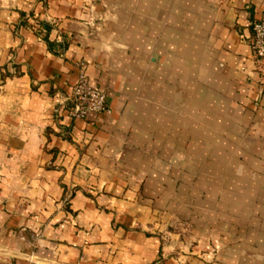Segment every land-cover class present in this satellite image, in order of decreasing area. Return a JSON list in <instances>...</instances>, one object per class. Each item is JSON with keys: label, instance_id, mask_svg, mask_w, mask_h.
<instances>
[{"label": "crops", "instance_id": "1", "mask_svg": "<svg viewBox=\"0 0 264 264\" xmlns=\"http://www.w3.org/2000/svg\"><path fill=\"white\" fill-rule=\"evenodd\" d=\"M264 0H0V264H264ZM84 63L110 111L71 115Z\"/></svg>", "mask_w": 264, "mask_h": 264}, {"label": "built area", "instance_id": "2", "mask_svg": "<svg viewBox=\"0 0 264 264\" xmlns=\"http://www.w3.org/2000/svg\"><path fill=\"white\" fill-rule=\"evenodd\" d=\"M252 47L258 63V71L264 80V17L253 24ZM79 67V78L72 91L71 115L76 118H86L92 113L109 112L110 105L106 91L90 83L84 63H80Z\"/></svg>", "mask_w": 264, "mask_h": 264}]
</instances>
